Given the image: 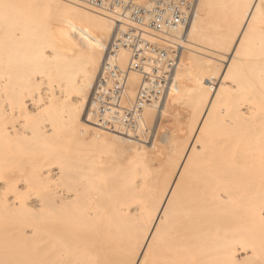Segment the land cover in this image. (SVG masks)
<instances>
[{"label": "bare ground", "instance_id": "bare-ground-1", "mask_svg": "<svg viewBox=\"0 0 264 264\" xmlns=\"http://www.w3.org/2000/svg\"><path fill=\"white\" fill-rule=\"evenodd\" d=\"M47 1L51 4L47 2L49 5L44 6L43 3L41 6L39 3L40 6H33L35 3L29 2L28 7L22 2L18 3L24 8L6 1L13 7L7 6V9H11L9 13L0 8V72L3 73V76L0 73V99H6L2 101L4 105L0 104V114L7 120L1 133L6 134L9 145L12 137L18 140H12L13 142L22 140V143L27 144L29 140L30 145L26 146L27 157L24 158V153L23 156L19 153L9 158L7 155L13 154L12 150L4 147L7 143H1L0 167L4 166L6 169V166H15L14 170L10 168L13 171H9L13 174L16 169L20 171L21 165L27 167L37 164L39 168L34 180L17 172L20 177L12 175V178L10 175V178L8 172L5 177L0 174V193L4 192V198L0 199V264H264V94L261 91L263 87L261 90L255 88L262 83L260 74L264 78V68H258L260 64L264 66V62H254L258 66L250 64L254 68L249 63H246L247 68L242 66L245 64L244 59H253L246 58L252 54L251 51L248 53L249 49L246 56L243 55L246 52L243 51L246 50L244 43L248 46L247 43L255 39L256 27L264 28L262 25L258 26L259 21H256L258 25L253 21L256 16V20L259 19L257 12L260 13L263 9L259 8L263 5L261 0H216L215 3L212 0H197L188 25L179 27L170 35L158 36L168 46H176L177 52L172 69L170 67L169 78L165 85L162 84L164 96L160 108L154 110L157 115L155 122L142 123L135 113H126L134 111H123L127 99L124 102L125 96H121L116 102L98 103L96 99L88 101L90 104L86 125L81 124L79 128L70 126L69 130L62 129V123L71 125L69 119L76 118L77 113L73 110L85 101V97L81 95L84 100L81 99V103L80 99H76L78 103L75 95L81 94L88 85L84 87L85 83H79L82 79L85 80V75L80 76L81 78L78 75L70 78L69 75L67 78L65 74L67 70L77 68V57L80 59L90 52L103 51L96 43L91 42L88 38L90 31L87 30L100 24L104 30L103 27L109 25L113 33L110 36L117 40L122 18L109 15L102 9L88 8L78 0ZM42 14L48 22H52L51 18H56L59 14L58 17L62 16V20H65L57 31L64 35L74 51V63L56 60L55 46L50 43L52 47L47 46L46 43L52 32H48L50 28L46 21L37 19ZM73 19H76L75 23ZM58 20L56 18L57 22L62 23ZM77 20L83 25H77ZM260 29L256 37H260L264 31ZM95 34L92 36L96 37ZM120 36L123 39L121 34ZM214 39H217V43ZM261 40L259 43H262ZM255 44L251 45L257 47ZM147 46L152 50V46ZM259 48L255 49L260 51ZM169 50L167 51L170 53L171 47ZM123 51L115 59H111L110 53L108 54L107 61L104 62L106 70L112 69L107 68L110 63H119L122 65L120 69L124 68L127 51ZM145 52L155 51L149 49ZM202 55L209 58L206 59L208 65H204ZM128 56L131 58V53ZM94 57H91L92 60ZM148 58L151 59V55ZM261 58L263 56L258 57ZM96 60L93 61L94 64L98 62ZM88 66H78V69L91 68ZM242 67L247 69V74L251 71L250 75L253 72L256 75H252L256 80L252 84L255 88L253 93H243V97L252 94V98L259 102L251 98V101L243 99L233 104L231 109L221 108L218 99L225 89L229 90L232 83L248 81L242 79L245 76L244 69L241 71ZM54 68L64 71V76L59 80L56 79L58 75L54 80L51 79L53 75L50 76V71ZM90 68L87 70L93 69ZM235 68L243 75L237 80L240 82L230 79L232 83L222 89V85L229 79H226V75ZM61 70L55 72L59 73ZM203 70L205 72L201 73ZM125 71L124 73L128 72ZM147 71L149 70L144 72L136 69L135 72H128L130 74L129 77L126 76V80L130 84L129 92H126L130 94L127 93L129 99L135 98L137 92L132 89L131 83L134 81L139 86L141 72L150 75V78L158 77L155 72ZM136 72L140 73L139 76ZM122 75L124 76L123 72ZM8 76L14 77V85L20 79L23 80L20 87V83L15 86L20 88L19 91H11L12 79L7 84L10 78ZM102 78L99 79L102 81ZM37 81L39 85L35 90L33 85ZM185 81L187 84H184ZM257 81L259 84L255 85ZM91 82L93 81L86 84ZM40 83L45 85L44 89ZM76 83L83 87L78 90L79 93L74 91V95L72 91L77 89L73 87L71 90V87ZM109 83L114 86L111 81ZM241 84L239 92H236L237 84V89L233 86L232 92L240 95L243 92L241 90L247 89H242ZM53 85L58 97H55L54 92V96L47 97L59 98L63 102L59 109L54 106L55 111L66 109L69 112L73 109V113H61L60 110L58 115L62 116H57L62 123L54 118V112L53 116H49L52 120L46 119L37 126L27 127L29 122L26 125V121H29L27 118L30 116L41 112L50 115L51 111L48 109L53 111L47 97L44 99L48 106L39 102L43 99L38 101L41 94L44 96L47 91L52 95L49 89ZM111 95L114 99L113 94ZM172 95L178 102L187 100L184 101V104L187 102L188 105L184 106L187 105L189 111L187 126L177 132H173L174 129H170L172 133L163 132L158 142L160 147L152 153V149L157 148L156 135L166 115L168 98ZM73 100L77 105L72 107L70 105ZM63 114H66L67 120H62ZM144 115L149 118L152 114ZM152 116L150 120H153ZM138 128H142L144 139L137 137ZM32 140L33 144L30 142ZM15 146L9 149H14Z\"/></svg>", "mask_w": 264, "mask_h": 264}, {"label": "rangeland", "instance_id": "rangeland-1", "mask_svg": "<svg viewBox=\"0 0 264 264\" xmlns=\"http://www.w3.org/2000/svg\"><path fill=\"white\" fill-rule=\"evenodd\" d=\"M6 1H8L10 4L11 3H13V4H21L20 2H22V4L25 6V4L29 7L30 6V3L29 2H32V3H35L34 5L31 3V5H33V6H40V4H41V6H42V4L44 3L45 5L44 6H46V5H49L48 3H50V2H48L47 0H24V2L22 1V0H0V8L2 9V10H4V12L6 11L7 13H9V10H11L10 8H13L11 5H9V3L8 2H6ZM26 1H28V2H26ZM50 1V0H49ZM135 1V3H137V4H145L146 5V3L148 2V0H134ZM213 1V3H215V1L216 0H212ZM262 1V2H261ZM260 1V3L261 4H263V5H261V6H259V8L260 7H262L263 9H264V0H261ZM15 2V3H14ZM48 2V3H47ZM53 4H55V2L54 1H51ZM8 3V4H7ZM40 3V4H39ZM3 4H5V5H3ZM19 4H18V6H19ZM51 4V3H50ZM23 5H20L19 7H21L22 8V6ZM7 6H9L8 7V9H7ZM16 6V5H15ZM24 6H23V8H24ZM27 6H26V8H27ZM43 6V7H44ZM56 6V5H55ZM49 7V6H48ZM55 8V7H54ZM6 9V10H5ZM261 9V8H260ZM260 9H258V10H260ZM263 9H261V12L260 13H258L257 12V14L258 15H260L261 16V18H260V16H259V19L258 20H256L257 19V14L255 15L256 17H254L255 18V20L253 19V21H254V23L256 24V25H258L257 24V22L259 21L260 22V24L258 25V26H261L262 25V27L264 26V14H263V12L262 11H264ZM2 12V11H1ZM4 12H2V13H4ZM49 13H51L50 11H49ZM53 13V15H54V12H52ZM59 13V12H58ZM57 13V14H58ZM63 13V12H62ZM61 13V15H63ZM45 14V13H44ZM44 14H42L41 15V17L39 18V17H37V19L38 20H41V21H46L45 23L47 24V26H48V28H50V31H48V32H52V35L50 36V39H47V41H49V42H46L47 43V46H51V45H53V46H55V47H53L54 48V50H55V52H56V60H58L59 62H64V63H70V62H72V60L74 61L75 60V58H76V56H74V54H73V50H71V46L69 45V42H68V40L64 37V35L61 33V32H59V31H57V29H58V27L60 26V25H62L63 23H64V21L62 20V16L61 17H58L57 15H56V18L57 19H59L58 21H60V22H62V23H59V22H57L56 21V18H51V21L52 22H48V20L44 17ZM56 14V13H55ZM64 14L65 15H67L65 12H64ZM70 14H71V12H70ZM262 14V15H261ZM46 15V14H45ZM53 15H52V17H53ZM68 15H69V13H68ZM84 17V16H83ZM83 17H81V19L83 18ZM50 18V17H49ZM85 18V17H84ZM63 19H65L64 17H63ZM86 19V18H85ZM62 20V21H61ZM74 20V23H75V21H76V19H73ZM83 20V19H82ZM85 21V20H84ZM257 21V22H256ZM261 21L263 22V23H261ZM77 25L78 24H80V25H83L82 23H81V21L79 20H77ZM50 24H52V25H50ZM85 24V23H84ZM99 25V24H98ZM254 25V24H253ZM101 28H100V27ZM99 26H96L95 28H91L90 30H87V31H90V34L91 35H89L88 34V38L89 39H91V42L92 43H96L97 45H98V47H100V48H102L103 49V51L102 52H95V53H92V52H90V54H88V55H90V58L88 57V55L86 54V55H83V56H81L80 57V59H79V57H77L76 59H77V63L79 64H77V68H74L75 70L76 69H78V66L80 67V66H83V67H87L88 65L89 66H91V68L93 67V69H91L89 66V68L91 69V70H87V69H89V68H80V69H78V71L76 70H73V68L71 69V71H69L70 69H69V67H68V69L69 70H67L68 72L66 73V74H68V75H66L65 74V76L68 78V76L70 75V78L71 77H74V76H76V75H78L79 77L80 76H84L85 75V80L87 79V78H90V79H87L85 82L83 81V79L79 82V83H81L82 84V82H83V84L85 83V86L84 87H86V85H88L82 92H80L81 94H79V95H75L76 93L74 92V91H76L77 93H79V91L81 90V88L83 87V85H81L80 86V84L79 83H76V84H73L72 85V87L71 86H69V87H71V90H72V88L74 87L75 89H77V90H73L72 92H73V94L76 96V98H75V100L76 99H80V103H81V101L84 99L85 101H86V99H87V101L85 102L84 100V102L83 103H81V107L79 106H76L77 105V102H75V103H73L74 102V100L72 101V104L70 105V106H76L75 107V109L73 110L72 108V110L73 111H75L76 113H77V115H76V118H71V119H69V120H71V122H70V124L71 125H69L68 123H62L61 121H59V117L60 116H62V114H59L58 115V111H60V110H57V112L55 111L56 109H59V107H60V104L62 105L63 104V102H62V100L61 99H57V98H55L54 99V97H51V98H53V99H51V98H48L47 96H54L55 95V97L57 96V90H56V92H54V90L56 89L55 88V81H53L55 84L53 85V87H51L49 90L51 91L50 92V94H52V92H54V93H56V94H52V95H49V91H47V94H45L44 96H43V94H41V98L40 99H38V101L39 100H45L44 98L45 97H47L46 99L48 100V103L49 104H51V108H53V111L50 109H48V111H51V114L49 115H47V112H45L44 114H42V112H41V114H39V115H33V116H30V118H27V120H29V121H26L27 123H26V125L28 124V122H29V124L27 125V127H32V126H37V124H39V123H41L42 121H44V120H46V119H48V120H52V117H49V116H51L54 112V118L56 117V119H57V122H61L62 124H63V127H62V129L63 128H66L67 130H69V128L68 127H70V128H72L73 126H78V128H79V126L81 125V124H85L86 122H87V114H88V110H89V104H90V102H88V101H90V100H95L96 99V101L98 102V103H104V102H116L118 99H120L121 98V96H125L124 98H123V100H124V102H126L125 100L127 99V103L129 102V104H127L126 103V105L127 106H129V108H125V107H127L125 104L123 105L124 107H123V111H126V110H130V111H134V112H126L127 114H129V113H135V115H136V117L138 118V120L140 121V122H142L143 123V121H147L148 123H150V122H155L157 119H155V117H157V115H155V113H154V110L155 111H157L159 108H160V105H161V102H162V98H163V96H164V89L162 88V87H164L162 84H164L165 85V81L167 80V78H169V75H170V71H171V69H172V65H173V62H174V59H175V53L177 52V47L176 46H173L171 43H169V44H171V45H169L168 46V44L167 43H165V42H163V41H160V39H155V38H153V37H149V36H145L144 38L146 39V40H148L149 42H150V47L152 46V50H151V48H149L150 49V51H155L154 53H152V52H145V51H149V49L147 48L148 46H145L144 48L142 47V49L144 50V52L142 51V49H141V52L139 51V53H138V55H137V57L138 58H136V60H135V66H134V68H136L137 70H139V69H142V70H144V72L146 71V70H149V71H147V72H155L156 74H158V75H156V76H158L157 78H153L152 76H151V78L149 77L150 75H146L145 73H143V72H141V75H140V82H139V86L138 85H136V83L133 81L132 83H131V85H132V89L135 91V92H137L136 94H135V98H134V100L132 99L131 100V98L129 99V84H130V82H129V84H127V80H126V76L127 77H129L128 75L130 74H128V72H133V70L131 71V69H130V67L129 66H131V62H130V60L132 61V57H133V48L131 47V42H134L133 40V38H132V35H130V33H131V31L130 30H128L126 27H123L122 28V32L120 31V32H118L119 33V36H118V39L117 40H114L113 39V37L112 36H110V35H113V33H112V30H110V27H109V25L108 26H106L105 25V27H103L104 28V30L102 29V26H101V24L99 25ZM255 26V25H254ZM47 28V29H48ZM109 28V29H108ZM261 27H256L255 29H257V32L259 31V29H260ZM89 29V28H88ZM95 29V30H94ZM264 30V28H261L260 29V31L261 30ZM49 30V29H48ZM91 30H93V31H95V32H91ZM101 30H103V31H101ZM262 30V31H263ZM101 31V32H100ZM106 31V32H105ZM55 32V33H54ZM97 32V33H96ZM257 32H256V36H258V34H257ZM54 33V34H53ZM97 34V35H100V36H97L96 34V37L93 35L92 36V34ZM103 33V34H102ZM110 33V34H109ZM129 35H128V34ZM259 33H261V32H259ZM264 33V31L262 32V34ZM120 34L122 35V37H123V39L121 38V36H120ZM126 36H125V35ZM262 34H260V37H256L255 36V39H257V40H259V41H257V40H255L254 38H253V40H250L252 37H250L249 36V42L247 43L248 44V46L244 43V45L246 46V50H243L245 53H243V55H245L246 56V53H247V49H249V51H248V53H250V51H251V53L253 54L254 52H256V53H254V55H259V54H263L264 53V45L262 44V43H264V36L262 35ZM124 35V36H123ZM109 36V37H108ZM131 36V37H130ZM252 36H254V35H252ZM127 37H129V38H127ZM262 37V40L260 39ZM153 38V39H152ZM92 39L93 40H96V42H94V41H92ZM105 39H108V40H105ZM120 39V40H119ZM215 40H217V39H214V41ZM247 40V39H246ZM260 40L262 41V43H259L260 42ZM254 41V42H253ZM106 42H107V46H108V48H107V46H106ZM128 42V43H127ZM216 43H217V41H215ZM51 45H50V44ZM165 43V44H164ZM256 43V44H255ZM128 44V45H127ZM251 44H255L257 47H253V45H251ZM260 44V45H259ZM122 45V46H121ZM155 46V48L153 49V47ZM160 45H163L164 47H162V46H160ZM249 45H250V47H249ZM110 46V47H109ZM127 46V47H126ZM129 46H130V48H129ZM157 46V47H156ZM165 46H166V48H165ZM243 46V43H242V45H241V49L243 48L242 47ZM251 46L255 49V48H259V49H261L260 51L258 50V49H255V51L253 52L252 50H253V48L251 49ZM52 47V46H51ZM97 47V48H98ZM160 47V49H158ZM171 47V52L169 53V48ZM262 47V48H261ZM99 48V49H100ZM111 48V49H110ZM113 48V49H112ZM125 50V51H127L126 52V55H127V63H126V65L124 66V68L123 69H125V70H123V69H120L121 68V64L119 65V63H115L114 65L113 64H109L108 66H110V67H108L107 66V68H112V69H107L106 70V67H105V63L104 62H106L107 61V58H108V54L110 53V55H109V57L111 58V59H115L117 56H118V54L120 53V52H122L123 50ZM107 49V50H106ZM146 49V50H145ZM244 49H245V47H244ZM120 50V51H119ZM122 50V51H121ZM159 50V51H158ZM160 50H161V52L162 53H160ZM167 50H169V51H167ZM125 51H123V52H125ZM242 51V52H243ZM60 54H59V53ZM159 52V53H158ZM263 52V53H262ZM96 53H99V55H95ZM131 53V58H128L129 56H128V54H130ZM142 53V54H141ZM144 53V54H143ZM147 53H149V54H146ZM150 53H152V54H150ZM158 53V54H157ZM168 53L170 54L169 55V59L167 58V56H168ZM174 55H173V54ZM259 53V54H258ZM92 54V55H91ZM162 56H161V55ZM164 54H166L165 56H164ZM187 53H185V55H186ZM250 55V57H247V56H249V55H247L246 56V58H253V59H244L245 61H244V63L245 64H243L242 66H248V64H246V63H249V65L250 64H253L254 62H257V63H259V62H264V54L263 55H261V56H263V58H261V59H258V57H261L260 55L259 56H257L256 55V57H257V59H256V57L254 56V55ZM62 57H61V56ZM63 55L65 56V57H67V59L64 57L63 58ZM150 55H151V59L150 58H148V56L150 57ZM157 55V56H156ZM243 55H242V57H243ZM95 56V57H94ZM96 56H98V57H96ZM145 56V57H144ZM153 56H155V57H153ZM161 56V57H160ZM203 56H204V58H203ZM251 56H254L255 57V60H254V57H251ZM91 57H94L93 58V60H92V58ZM101 57V58H100ZM147 57V58H146ZM170 57H174L173 59H171ZM202 57V59H204L205 61H203L205 64L204 65H208V60H209V58H208V60H207V62H206V59L207 58H205L206 56L205 55H202L201 56ZM141 58V59H140ZM156 58V59H155ZM161 58H163L162 60H163V62L161 61ZM167 58V59H166ZM245 58V57H244ZM71 61H70V60ZM79 59V60H78ZM96 59H98V60H96ZM104 59V60H103ZM129 59V60H128ZM172 61H171V60ZM83 60V61H82ZM92 60V61H91ZM95 60H96V62L97 63H95L94 64V62H95ZM100 60V61H99ZM141 60V61H140ZM152 60V61H151ZM156 60V61H155ZM79 61V62H78ZM94 61V62H93ZM128 61H129V64L130 65H128ZM136 61H137V63H136ZM140 61V63H138ZM162 63H161V62ZM165 61V62H164ZM251 61H253L252 63H250ZM75 62V61H74ZM74 62H72V63H74ZM82 62H84V64L82 63ZM159 62H160V64H159ZM170 62H171V64H170ZM86 63V64H85ZM144 63V64H143ZM155 63H156V65H155ZM166 63V64H165ZM138 64H140V65H138ZM145 64H146V66H145ZM149 66H148V65ZM216 64V63H215ZM254 64H256V63H254ZM260 64V63H259ZM97 66L96 68L97 69H99V70H96V68H95V66ZM128 65V66H127ZM152 67H151V66ZM161 65V66H160ZM260 65H262V64H260ZM259 65V67L258 68H264V66H260ZM264 65V64H263ZM156 66H158V67H160V68H158V67H156ZM250 66H252V65H250ZM254 66H258L257 64L256 65H254ZM254 66H252L253 68H254ZM116 67V68H115ZM127 69H126V68ZM155 67V68H154ZM170 67H171V69H170ZM219 67H220V65H219ZM223 68H224V66L221 68V72L223 71ZM247 68V67H246ZM256 68V67H255ZM260 68V69H261ZM67 69V68H66ZM82 69V70H81ZM116 69H117V71H116ZM157 69V70H156ZM160 69V70H159ZM244 68L242 67L241 68V71L243 70ZM52 71H50V76L51 75H53L52 76V80H54L53 78H55V76H57L58 75V78H56V79H60L61 77H63L64 76V71H62L60 68H56V70H55V68L54 69H51ZM59 70H61L59 73L58 72H55V71H59ZM72 70H73V72H72ZM82 72H81V71ZM85 70V72H83ZM159 70V71H158ZM163 70V71H162ZM168 70H169V72H168ZM248 70H250V68L248 69ZM258 71H259V69H257ZM256 70V71H257ZM75 71V72H74ZM88 71V72H87ZM100 71V72H99ZM124 71L125 72H127V73H124ZM160 71H161V74H160ZM241 71H239L237 68H235V69H233L229 74H227L228 75V77H227V75H226V79L227 78H229V79H227L228 81L224 84V85H222V89H224L226 86L225 85H227V86H229L231 83H232V80L233 79H235L236 81L235 82H240V81H237V80H240L241 79V77L243 76V75H241ZM243 71H245V72H243ZM242 72L244 73V75L245 76H243L242 77V79H244L245 78V80H248V81H251L252 80V82H245V83H243V82H241V83H236L238 86V89L235 87V85L236 84H234V83H232L233 85H230L229 86V88L231 89H229V90H227L226 91V89H228V88H226L225 89V91L222 93V95L220 96V98L218 99L219 101H220V103H221V105H222V107L221 108H228V109H231V106L233 105V104H235V103H237V102H239L240 100L242 101L243 99L244 100H249L250 98H251V100H253V101H258L259 102V100L258 99H256V98H252V94L249 96H244L243 97V93H245V95H247V94H250V93H253V90L256 88V89H259V90H261L262 89V87H263V89H264V78H263V74H260V77H262V80L260 81V82H262V83H258L259 81H257V83H255V85H258L259 87L257 88L255 85V88L253 87V85L252 84H254V82H256V80H255V77H253V76H256V75H254V72L253 73H251V75H250V72L251 71H249V74H247L248 72H247V69H244ZM264 71V70H263ZM78 73V74H75V73ZM79 72H81V73H79ZM104 72V73H103ZM105 72H106V75H105ZM119 72V73H118ZM122 72H123V74H124V76L122 75ZM135 72V71H134ZM205 71L203 70L201 73H204ZM260 72L261 73H263L262 72V70H260ZM259 72V73H260ZM1 73V72H0ZM56 73H58V74H56ZM60 73L61 74H63V75H60ZM83 73V75H81ZM118 73V74H117ZM137 73V75L138 74H140L139 72H136ZM152 73H150V74H152ZM242 73V74H243ZM256 73V72H255ZM4 74H8V73H4ZM10 74V73H9ZM8 74V75H9ZM114 76H116V77H114ZM117 74V75H116ZM132 74H135V73H132ZM169 74V75H168ZM221 74V73H220ZM1 75L3 76V73H1ZM0 75V78L2 77ZM12 75V74H11ZM88 75V76H87ZM160 75H161V77H160ZM167 75H168V77H167ZM247 75L250 77V78H252V79H248V77H247ZM253 75V76H252ZM262 75V76H261ZM13 76V75H12ZM94 76V77H93ZM110 76V77H109ZM139 76V75H138ZM146 76V77H145ZM252 76V77H251ZM8 77H10V78H8L9 80H7L8 81V83L7 84H9L10 83V79H12V81H11V84L12 83H15V81H14V77H11V76H8ZM25 77H28L27 75H25ZM93 77V78H92ZM102 78V81L99 79V78ZM119 77H120V79H119ZM163 77V78H162ZM166 77V78H165ZM247 77V78H246ZM259 77V78H260ZM81 78V77H80ZM82 78H84V77H82ZM116 78V79H115ZM144 78V79H143ZM257 78V77H256ZM258 78V79H259ZM93 79V80H92ZM99 79V80H98ZM129 79V78H128ZM230 79H232V80H230ZM113 83H111L112 85H114L113 87L112 86H110L109 84V82L110 81ZM118 80V81H117ZM122 80H124L123 81V83L124 84H122ZM255 80V81H254ZM90 81H93V82H91L90 84H86V82L88 83V82H90ZM108 81V83H106ZM145 81V82H144ZM149 81V82H148ZM231 81V82H230ZM234 81V80H233ZM23 82V80L22 79H20L19 81H18V83H20V84H18V83H16V84H18V87H20V85H21V83ZM115 82H116V84H118L117 86H116V84H115ZM150 82H152V83H150ZM164 82V83H163ZM187 81H185L184 82V84H187L186 83ZM26 83H28V81L26 80ZM37 83H39L38 81L36 82V83H34V85H33V89H37V86L39 85V84H37ZM125 83H126V85L127 86H125ZM145 83V84H144ZM147 83V84H146ZM160 85H159V84ZM16 84L14 85V84H12L13 86H12V88H11V91L12 90H14V89H17L18 87H15L16 86ZM28 84H30V83H28ZM41 84V83H40ZM78 84V85H77ZM108 84V85H107ZM142 84V85H141ZM150 86H149V85ZM152 84V85H151ZM153 84H155V86L153 85ZM242 85L243 86V88L242 89H244V88H247V89H244V90H247V91H245L244 92V90H241V91H243V92H240V95H239V93H235L234 91L232 92V89H234V87L238 90H236V92H239V90H240V88H239V85ZM42 85V84H41ZM121 85V86H120ZM124 85V86H123ZM141 85V86H140ZM144 85V87H142ZM156 85H158L157 87H156ZM9 86V85H8ZM8 86H7V88H8ZM43 86V87H42ZM42 86H40V87H42L43 89H44V86L45 85H42ZM77 86H79V87H77ZM124 88H123V87ZM161 86V87H160ZM182 86V85H181ZM234 86V87H233ZM90 87V88H89ZM91 87H93V88H91ZM114 87H116V88H114ZM122 87V88H121ZM128 87V88H127ZM139 87V88H138ZM149 87V88H148ZM156 87V88H155ZM233 87V88H232ZM241 87V86H240ZM54 88V89H53ZM142 88V89H141ZM148 88V89H147ZM254 88V89H253ZM20 89V88H19ZM19 89H17L18 91H19ZM91 89V90H90ZM97 89H98V92H97ZM107 89V90H106ZM119 91H121V92H119ZM123 89V90H122ZM163 89V91L161 92V90ZM263 89L261 90L262 91V93L264 94V91H263ZM16 90V91H17ZM79 90V91H78ZM89 90H90V92H89ZM104 90V91H103ZM138 90V91H137ZM9 91V90H8ZM11 91H9V93H12ZM101 91V92H100ZM126 91H128V92H126ZM248 91H249V93H248ZM112 92V93H111ZM95 93V94H94ZM118 93H121V94H119L118 95ZM129 95H128V94ZM161 93V94H160ZM247 93V94H246ZM83 94V96L85 97V98H81V95ZM111 94H113V97H115L114 99H112L111 97H112V95ZM124 94V95H123ZM159 94L160 95H162V96H159ZM111 95V96H110ZM115 95V96H114ZM108 96H109V98H108ZM129 96V97H128ZM138 96V97H137ZM58 97V96H57ZM93 97H94V99H93ZM107 97V98H106ZM8 98V97H7ZM99 98V99H98ZM137 98H140L138 101L140 102V103H136V102H138L137 101ZM156 98V99H155ZM9 99V98H8ZM82 99V100H81ZM103 99H104V101H103ZM110 99H111V101H110ZM157 99H158V101H160V103L157 101ZM254 99H256V100H254ZM260 99V98H259ZM262 99L264 100V96L262 97ZM1 100V103L0 104H2V101L3 100H6V99H3L2 100V98L0 99ZM39 101V102H41V104H47V106L49 105L48 103H47V100H45V101ZM50 100H52L51 101V103L49 102ZM246 100V101H247ZM251 100H249V101H251ZM95 101V102H96ZM135 101V104H136V106H135V104L133 103ZM184 101H187V100H182V101H176L175 100V98L173 97V95L172 96H170V98H168V103H167V107H166V115L164 116V119L162 120V124H161V127H160V129L158 130V132H157V135H156V141H155V145L157 146V148H153L152 149V153L154 152H156V149L158 150V148L160 147V143H158V142H160V138H161V136H162V134H163V132H169V133H172V132H170L171 130L170 129H174V131L173 132H177V130L178 129H180V128H182V127H185V126H187V121H188V118H189V111H188V104H187V102L185 103V104H187L186 106H184L185 104H184ZM44 102H46V103H44ZM131 102V103H130ZM142 102V103H141ZM263 102V101H262ZM79 103V102H78ZM218 103V102H217ZM220 103H219V105L218 106H220ZM85 104V105H84ZM159 104V105H158ZM259 104V103H258ZM261 105L263 104V103H260ZM2 105H4V104H2ZM68 105V106H69ZM83 105V106H82ZM157 105V106H156ZM260 105V106H261ZM54 106L55 107H58V108H54ZM67 106V105H66ZM72 106V107H73ZM85 106V107H84ZM136 108H135V107ZM155 106V107H154ZM145 107H146V109H145ZM262 107H264L263 105H262ZM50 108V107H49ZM64 108H66V107H64ZM77 108V109H76ZM78 108H81V109H78ZM140 108V109H139ZM67 109H68V107H67ZM70 109V110H71ZM126 109V110H125ZM148 109V110H147ZM2 110V109H1ZM72 110L71 111H69V112H67L66 111V109H64V111L63 110H61L60 112L61 113H65V111H66V113H71L72 112ZM77 110H78V112H77ZM139 110V111H138ZM144 110V111H143ZM153 110V111H152ZM63 111V112H62ZM136 111V112H135ZM59 112V113H60ZM0 113H1V111H0ZM73 113V112H72ZM71 113V114H72ZM149 114V113H151L152 115H149L150 117L149 118H147L148 116L147 115H144V114ZM2 114V113H1ZM0 114V133H1V131H3L4 129H3V125H4V128H5V123H6V118H4L2 115ZM75 114V113H74ZM59 117H58V116ZM68 115H70V114H68ZM155 115V116H154ZM41 116V117H40ZM53 116V115H52ZM65 116V117H64ZM70 116H73V117H75L74 115H70ZM151 116H152V118H153V120H150V118H151ZM46 117V118H45ZM48 117V118H47ZM58 117V118H57ZM145 117V118H144ZM53 118V119H54ZM61 118V117H60ZM148 119H149V121H148ZM187 119V120H186ZM30 120H32L31 122H30ZM62 120H67V117H66V114L64 115L63 114V117H62ZM35 121V122H34ZM74 121V122H73ZM9 122V121H8ZM32 122H34V123H32ZM63 122H65V121H63ZM68 122V121H67ZM4 123V124H3ZM31 123V124H30ZM59 125H60V123H58ZM86 125V124H85ZM143 126V125H142ZM145 126V125H144ZM139 129V130H138ZM137 129V131H139V132H141V133H139L138 132V136L137 137H141L142 139H144V137L143 136H145V134H146V129H145V127H144V130H145V134L143 133V131H142V128H138ZM5 132V131H4ZM4 133H1L0 134V148H2V145H1V143L3 144H6L7 143V139L8 138H6V134L5 135H3ZM142 134V135H141ZM14 138V139H13ZM12 140H15V141H18L17 140V138H15V137H12L11 139H10V141L9 142H11L10 143V145L7 143L4 147H6V149L8 148V150H12V152H13V154L11 155V154H9V155H7L9 158L12 156H17L19 153V155H21V156H23L24 155V158L25 157H27L25 154H26V150H27V148H26V146L28 147V143H29V140H28V142H27V144H25V143H22L23 141L22 140H20V142H13ZM34 140H32V141H30V142H32L31 144H33L34 142H33ZM157 142V143H156ZM12 143L13 144H16V146L15 145H12ZM21 144L20 146L18 145V144ZM35 143H37V142H35ZM40 143H41V141H40ZM39 142H38V144H40ZM159 144V145H158ZM42 145V144H41ZM14 147L15 146V148H17V149H9V147ZM18 146V147H17ZM23 146H25V148H22L21 149V147H23ZM30 146V145H29ZM36 146H38V145H36ZM19 149V150H18ZM22 150V152H19V151H21ZM8 150H7V154H8ZM9 151V152H10ZM15 151V152H14ZM17 152V153H16ZM22 153H24L23 155H22ZM2 158H0V160H1ZM11 160V159H10ZM12 161V160H11ZM5 162V161H4ZM0 164H2V162L0 161ZM37 165V164H36ZM36 165H27V167H24V166H22L21 165V167L23 168V169H21V167H20V171H18L17 169V171L15 170V174H13L12 172L10 173L9 171H13L14 170V168H16L15 166H14V168L12 167V166H6V169H4V166L3 167H0V174H1V176H3V177H5V175L7 176V174H8V177H10L11 178V176L12 175H18V174H20L21 176H23V177H28L30 180H34V177H35V175H36V173L39 171V168L36 166ZM1 166V165H0ZM18 166H20V165H18ZM25 166H26V164H25ZM7 167H9V170L7 169ZM13 168V170H11V169ZM17 168H19V167H17ZM8 172V173H7ZM18 174H17V173ZM7 173V174H6ZM11 175V176H10ZM20 175H18V176H15V177H20ZM14 176H12V178L14 177ZM8 177H6V178H8ZM9 178V179H10ZM1 187V186H0ZM35 191V190H34ZM3 199L4 198V192H3V194L2 193H0V199Z\"/></svg>", "mask_w": 264, "mask_h": 264}, {"label": "built area", "instance_id": "built-area-1", "mask_svg": "<svg viewBox=\"0 0 264 264\" xmlns=\"http://www.w3.org/2000/svg\"><path fill=\"white\" fill-rule=\"evenodd\" d=\"M78 1L88 8L102 9L109 15L122 18L119 32L126 27L134 39V42H131L133 59L130 66L133 71H136L134 66L139 51L142 47L150 45L144 37L160 39L159 35H170L179 27H185L190 23L197 4V0H148L146 5L142 6L134 0Z\"/></svg>", "mask_w": 264, "mask_h": 264}]
</instances>
